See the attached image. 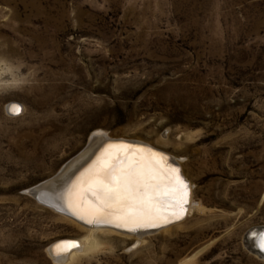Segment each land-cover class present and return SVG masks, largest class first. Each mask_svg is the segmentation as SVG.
I'll use <instances>...</instances> for the list:
<instances>
[{"label": "rangeland", "instance_id": "1", "mask_svg": "<svg viewBox=\"0 0 264 264\" xmlns=\"http://www.w3.org/2000/svg\"><path fill=\"white\" fill-rule=\"evenodd\" d=\"M0 57L23 63L0 76V264H56V241L87 238L31 191L93 135L159 147L191 201L65 264H264L246 244L264 229V0H0Z\"/></svg>", "mask_w": 264, "mask_h": 264}, {"label": "snow or ice", "instance_id": "2", "mask_svg": "<svg viewBox=\"0 0 264 264\" xmlns=\"http://www.w3.org/2000/svg\"><path fill=\"white\" fill-rule=\"evenodd\" d=\"M20 110L18 105L10 109L16 115ZM138 153L139 150H128L125 145H108L88 169L87 180H78L73 185L72 214L89 225L111 224L135 231L154 226L165 210L163 197L169 198L168 208L186 202V185L178 170L171 169L175 182L170 181L162 191L155 167L135 160ZM181 186L185 191H181ZM83 204L88 207H82ZM63 243L68 248L78 246L76 242Z\"/></svg>", "mask_w": 264, "mask_h": 264}, {"label": "bare ground", "instance_id": "3", "mask_svg": "<svg viewBox=\"0 0 264 264\" xmlns=\"http://www.w3.org/2000/svg\"><path fill=\"white\" fill-rule=\"evenodd\" d=\"M109 139H111V138H107V139H103V140H101L100 138L92 139L91 146L88 148V150L80 157V159H78L75 163L71 164L68 168H66L64 170V172L61 173L62 175L60 174L59 177L63 176L64 182H68L69 180L71 181L72 176L74 174L73 172L78 170L79 167H82L85 163L89 162V160L91 159L92 153L95 152L99 148V145L101 144V142L105 141V140H109ZM117 139L121 140L123 138H117ZM136 142L144 143L148 146H152V147H155V148L161 150L159 147H156L155 145H152L151 143H145V142H142L139 140H137ZM111 145H118V144H111ZM119 145H124V144H119ZM107 146H105L100 151V154L104 152V150L106 149ZM126 148L128 150H132V149L139 150V153L135 154L134 159L139 161L142 164H145V165L150 164V165L155 167L156 171L160 175V185H161L162 191H163L164 187L166 185H168V183L170 181L173 183L175 182L174 174L171 172V169H174V168L170 167L171 164L177 165L178 167H180L181 175L184 177V180L187 182L189 181V178L187 176V173H186L184 167L182 166L183 167L182 168L179 165L180 163L178 162L179 163L178 164L175 161V158H173V160L171 158H169L170 161H168V159L164 158L161 154L154 153V152H152L146 148L133 147V146H130V147L126 146ZM112 151H117V149H113ZM161 151H163V150H161ZM97 158L90 164V166L80 176H78L71 183V185L69 186V189L67 190L66 194L64 195V198H63L64 200L62 202V205L64 207L62 206V208H65L66 210H68V212L70 214H72V212H73L72 196H71L73 185L76 184L78 180H80V181L87 180L88 169L96 162ZM190 190H191V188H190ZM190 190H189V192H190ZM181 191H185L183 186H181ZM191 196L192 195L190 193V195H189L190 201H191ZM168 202H169L168 197L162 198L161 203L164 206L165 210L162 212V214L160 216H158L156 218V220L154 222V226L162 225V224L166 223L167 221L172 220L175 217H181L180 214H177V212L176 213L173 212V211H177L178 204H174L172 208H168ZM60 206H61V204H60ZM82 207L87 208L88 206L86 204H83ZM189 209H190V211H189V213H187L188 215L190 214L191 210H193V208L190 207ZM73 216H75V215H73ZM67 218H69L73 223L79 225L80 227L87 229L88 235H87V238H85L83 240L61 239V240L56 241L54 243V245L52 246V248L50 249V255L56 264H65L68 261L72 260L78 253L87 249L86 247L90 244L89 243L90 241L92 242L94 235H99V234H103V233H108V234H112V235H118L119 233H121V234L128 235L127 233H122V232H120L116 229H112L110 227H100V226L89 227L87 225H84L83 223L76 221L73 218H70V217H67ZM183 218H185V217H183ZM106 225L113 226L111 224H106ZM150 227H153V226H150ZM118 228H125V227H118ZM141 228H144V227H141ZM145 228H147V227H145ZM166 230L167 229H165V232H167ZM64 241L65 242H69V241L76 242L78 246H73L71 248H68V246L63 243ZM246 244H247V246H249V250L251 251V253L256 254L258 257H260V256L262 257V255H264V229H256L255 231H252L251 233H249V235L246 238ZM251 249L253 250V252Z\"/></svg>", "mask_w": 264, "mask_h": 264}, {"label": "water", "instance_id": "4", "mask_svg": "<svg viewBox=\"0 0 264 264\" xmlns=\"http://www.w3.org/2000/svg\"><path fill=\"white\" fill-rule=\"evenodd\" d=\"M19 106V105H18ZM21 109V108H20ZM21 113V110L19 112V114ZM12 115H16V114H13L11 113ZM18 114V115H19ZM94 138H100L101 140L103 139H107V137L105 136H99V135H93V137L91 138L94 139ZM110 144H124L126 146H133V147H142V148H146L154 153H157V154H161L164 158H167L168 161L169 160V157H167L168 155L164 152V151H161L155 147H152V146H148L144 143H138L136 141H133V140H126V139H121V140H118V139H109V140H105V141H102L101 144L99 145V150L97 149L95 152L92 153L91 155V159L89 160V162L85 163L82 167H79L78 170L74 171L73 173V176H72V179L71 181L69 180L68 182H64L63 180V176L59 177L58 175L54 178V180H52V182H49L47 183L46 185H41L35 189H33L31 191V193L37 197V199H39V201L52 208L53 210H55L56 212L62 214V215H65L67 217H70V218H73L75 219L76 221L80 222V223H83L84 225H87L89 227L91 226H94V227H97V226H100V227H110L112 229H116L122 233H127L128 235H133V236H142L144 234H148V233H155V232H158L164 228H166L167 226L171 225V224H175L177 222H179L182 217L184 216L185 214V210H186V207L188 206V202H189V195H190V192H189V188H188V184L187 182L184 180V177L181 175V170H180V167H178L177 165H173V164H169L171 168H174V169H177L178 170V175H179V178L183 181L184 185H186V202L184 201H181L179 204H178V207H177V211H173V212H177V214H180L181 217H175L173 218L172 220H169L167 221L166 223L162 224V225H159V226H153V227H147V228H136L135 231H129L127 230V228H118V227H115V226H110V225H106V224H101V225H89V224H86L83 220H80L78 219L77 217L73 216L72 214H70L68 212V210H66L65 208H62V202H63V198H64V195L66 194L67 190L69 189V186L71 185V183L78 177L80 176L89 166L90 164L100 155V151L107 145H110ZM93 156V157H92ZM45 194V195H44ZM61 204V206H60ZM64 207V206H63ZM65 242V241H64ZM252 250V249H251ZM253 252V250H252ZM260 258H264V255H262V257L260 256Z\"/></svg>", "mask_w": 264, "mask_h": 264}, {"label": "clouds", "instance_id": "5", "mask_svg": "<svg viewBox=\"0 0 264 264\" xmlns=\"http://www.w3.org/2000/svg\"><path fill=\"white\" fill-rule=\"evenodd\" d=\"M23 68V63L13 64L5 57H0V76L7 74L8 72L20 73ZM23 77H21V80Z\"/></svg>", "mask_w": 264, "mask_h": 264}]
</instances>
